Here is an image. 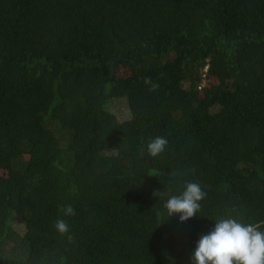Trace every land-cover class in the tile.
I'll return each mask as SVG.
<instances>
[{
  "label": "trees",
  "instance_id": "16d2710c",
  "mask_svg": "<svg viewBox=\"0 0 264 264\" xmlns=\"http://www.w3.org/2000/svg\"><path fill=\"white\" fill-rule=\"evenodd\" d=\"M229 217L264 231V0H0V264H190Z\"/></svg>",
  "mask_w": 264,
  "mask_h": 264
},
{
  "label": "clouds",
  "instance_id": "9594fccd",
  "mask_svg": "<svg viewBox=\"0 0 264 264\" xmlns=\"http://www.w3.org/2000/svg\"><path fill=\"white\" fill-rule=\"evenodd\" d=\"M149 91H156L159 84L151 77L143 78ZM168 141L165 137H155L147 144L148 153L155 157L162 153ZM159 196V192H154ZM206 197L198 182H188L181 195L170 196L163 204L168 217L178 215L183 223L196 216L200 201ZM57 218L53 223L56 232L64 235L69 232L65 217L75 215L71 204L57 208ZM190 264H264V231L261 225L244 224L233 218H219L211 231L202 235L196 242L190 256Z\"/></svg>",
  "mask_w": 264,
  "mask_h": 264
},
{
  "label": "rangeland",
  "instance_id": "374dc122",
  "mask_svg": "<svg viewBox=\"0 0 264 264\" xmlns=\"http://www.w3.org/2000/svg\"><path fill=\"white\" fill-rule=\"evenodd\" d=\"M112 109L116 112L119 117H121L122 119L125 118L127 112L123 105L120 104L119 106H114V108L112 107Z\"/></svg>",
  "mask_w": 264,
  "mask_h": 264
}]
</instances>
